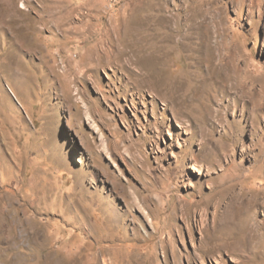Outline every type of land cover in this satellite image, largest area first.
<instances>
[{"label": "rangeland", "instance_id": "rangeland-1", "mask_svg": "<svg viewBox=\"0 0 264 264\" xmlns=\"http://www.w3.org/2000/svg\"><path fill=\"white\" fill-rule=\"evenodd\" d=\"M0 264H264V0H0Z\"/></svg>", "mask_w": 264, "mask_h": 264}, {"label": "bare ground", "instance_id": "bare-ground-1", "mask_svg": "<svg viewBox=\"0 0 264 264\" xmlns=\"http://www.w3.org/2000/svg\"><path fill=\"white\" fill-rule=\"evenodd\" d=\"M147 59H148V62H150V61L152 62V60H153V59H151V57H150V58H147ZM150 59H151V60H150ZM151 62H150V63H151ZM238 73H243V69H241L240 71H237V70H234V71H233V75L235 74L234 79H235L237 82H238L239 80L242 81V80H244V79L246 78V77H245V74H244V76H241V77H240V75H238ZM237 86L241 87L242 90H243L242 92H244V89H245L244 86H245V84H243V83L240 84V83L238 82V83H237ZM261 92H262V91H259L258 94H260ZM243 94H244V93H243ZM257 110H258V106L256 105V106H255V112H257ZM168 177H169V174L166 173L165 176H164V178H165V182L169 181V179H167ZM170 177H171V176H170ZM170 181H171V178H170ZM170 181H169V182H170Z\"/></svg>", "mask_w": 264, "mask_h": 264}]
</instances>
